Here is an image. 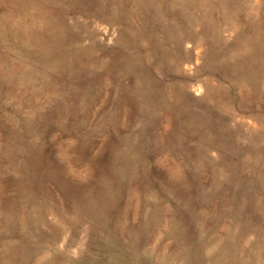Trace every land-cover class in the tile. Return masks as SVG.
Wrapping results in <instances>:
<instances>
[{"label":"rangeland","instance_id":"374dc122","mask_svg":"<svg viewBox=\"0 0 264 264\" xmlns=\"http://www.w3.org/2000/svg\"><path fill=\"white\" fill-rule=\"evenodd\" d=\"M0 264H264V0H0Z\"/></svg>","mask_w":264,"mask_h":264}]
</instances>
